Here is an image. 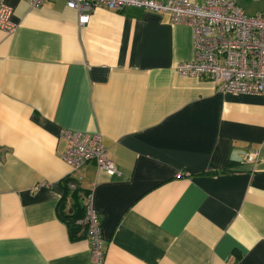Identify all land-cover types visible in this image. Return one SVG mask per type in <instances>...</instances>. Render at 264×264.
<instances>
[{"label":"crops","instance_id":"crops-1","mask_svg":"<svg viewBox=\"0 0 264 264\" xmlns=\"http://www.w3.org/2000/svg\"><path fill=\"white\" fill-rule=\"evenodd\" d=\"M5 2L16 26L0 30V264H92L88 238L70 240L55 211L73 176L65 130L100 133L119 171L79 169L104 264H264V96L178 75L192 31L166 13L94 7L80 26L65 0Z\"/></svg>","mask_w":264,"mask_h":264},{"label":"built area","instance_id":"built-area-1","mask_svg":"<svg viewBox=\"0 0 264 264\" xmlns=\"http://www.w3.org/2000/svg\"><path fill=\"white\" fill-rule=\"evenodd\" d=\"M44 1L27 0L31 7ZM65 5L77 12L80 26L88 23L94 7L120 11L134 6L166 13L171 23L187 24L192 31L193 58L175 65L178 75L206 77L221 92L264 96V11L246 14L234 0H65ZM11 15V7L0 0V30L8 34L16 26ZM61 137L65 141L61 159L78 182L79 169L88 162L106 176L119 174L100 133L65 130ZM255 158V154L246 157L248 161ZM84 203L90 259L92 264H104V246L91 192L84 195Z\"/></svg>","mask_w":264,"mask_h":264},{"label":"trees","instance_id":"trees-1","mask_svg":"<svg viewBox=\"0 0 264 264\" xmlns=\"http://www.w3.org/2000/svg\"><path fill=\"white\" fill-rule=\"evenodd\" d=\"M58 185L61 191L55 207L57 217L65 223L70 240L86 237L84 195L89 191L81 188L72 175L61 178Z\"/></svg>","mask_w":264,"mask_h":264},{"label":"rangeland","instance_id":"rangeland-1","mask_svg":"<svg viewBox=\"0 0 264 264\" xmlns=\"http://www.w3.org/2000/svg\"><path fill=\"white\" fill-rule=\"evenodd\" d=\"M259 4H261V6L264 7V1H261Z\"/></svg>","mask_w":264,"mask_h":264}]
</instances>
